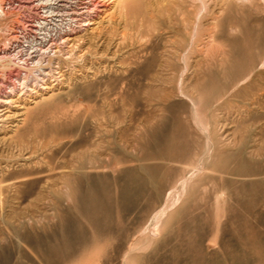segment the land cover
Listing matches in <instances>:
<instances>
[{
    "label": "rangeland",
    "instance_id": "1",
    "mask_svg": "<svg viewBox=\"0 0 264 264\" xmlns=\"http://www.w3.org/2000/svg\"><path fill=\"white\" fill-rule=\"evenodd\" d=\"M0 8V264H264V0Z\"/></svg>",
    "mask_w": 264,
    "mask_h": 264
},
{
    "label": "bare ground",
    "instance_id": "2",
    "mask_svg": "<svg viewBox=\"0 0 264 264\" xmlns=\"http://www.w3.org/2000/svg\"><path fill=\"white\" fill-rule=\"evenodd\" d=\"M28 2L30 1V4H32V7L34 9L37 8V11H39L41 13V15H43L44 18H42L40 22H38L40 31H43V34H40V44L41 46L43 44H45L46 42V38L52 36L51 32H54L56 30L59 31V34H64L63 38H61L63 41H65L66 39L68 40V37L75 33L77 30H83L84 28H86L87 26L90 25L91 23V14L92 11H90L89 9V5L92 3V0H27ZM4 13V9L0 8V14ZM83 22L86 24H83ZM35 24V23H34ZM37 29V28H36ZM58 31L57 34H58ZM50 34H49V33ZM42 33V32H41ZM53 33V34H54ZM14 37V36H13ZM59 37V36H58ZM11 38V37H10ZM48 39V38H47ZM57 39V38H56ZM55 39V40H56ZM44 40V41H43ZM52 40V39H51ZM70 40V39H69ZM13 41V40H12ZM39 42V41H38ZM67 42V41H66ZM65 42V43H66ZM64 43V42H63ZM11 44V43H10ZM37 44V43H36ZM34 46V45H33ZM32 46V48H33ZM40 46V45H39ZM38 46V47H39ZM49 46V45H48ZM37 47V46H36ZM12 53H9V56H12V54L14 55V57L16 58V60H18L19 64H21L19 67L21 68H33V71H31L33 78H36L35 80L37 81V79L39 78L40 74L39 72H43L44 71V67L45 64V59H44V55H40L39 57L36 56L35 54L33 55V53L36 52H30L29 53L25 52V50L20 47L19 45H17V43H13L12 46ZM31 48H29L30 50ZM34 49V48H33ZM27 50V49H26ZM37 50V49H36ZM48 50V49H47ZM32 51V50H31ZM40 51V50H38ZM37 51V52H38ZM50 51V50H49ZM52 51V50H51ZM0 52H3V54H7L8 51H6V49H0ZM47 52V51H46ZM39 53V52H38ZM42 53V52H41ZM38 55V54H37ZM13 57V56H12ZM10 57V58H12ZM14 60V59H13ZM11 63H13L14 61H12L11 59L9 60ZM21 62V63H20ZM149 62V61H148ZM154 64V63H153ZM148 67V65H147ZM161 67V66H160ZM179 68V67H178ZM186 69V67L184 68ZM147 70V69H146ZM175 70V69H174ZM172 70L173 72H176ZM177 73H179L178 69ZM148 71V70H147ZM185 71V70H184ZM150 72V71H149ZM145 73V72H144ZM182 73V71H181ZM179 75V74H178ZM4 76V75H3ZM44 75H42L43 77ZM47 76V75H46ZM30 79V78H29ZM32 80V79H31ZM47 80V79H46ZM42 82L43 79H41ZM36 83V82H35ZM34 83V84H35ZM43 84V83H42ZM34 86V85H33ZM39 86V85H38ZM36 90V89H35ZM31 91V90H30ZM7 103V102H6ZM88 168L85 167H80L79 170L77 172H85ZM97 169V168H96ZM99 170H97V172L95 171V173H99ZM86 173V172H85ZM88 173V172H87ZM81 177V176H80ZM100 179V178H99ZM80 180V181H79ZM90 180V179H89ZM102 180V179H101ZM100 180V181H101ZM67 181V180H66ZM90 181H95V180H90ZM78 183L77 187H83L82 185V181L81 178H78V176L76 177V181ZM70 183V182H69ZM76 183V184H77ZM74 185V184H71ZM75 186V185H74ZM70 187V185H69ZM76 187V190H78V188ZM73 189V188H72ZM182 195V194H181ZM162 197V196H161ZM177 201V198H176ZM165 207V205H164ZM154 208V206H153ZM156 208V207H155ZM161 209V208H160ZM166 209V208H165ZM153 210V209H152ZM159 210V209H158ZM163 210V209H161ZM156 211H154L155 213ZM167 212V210H166ZM165 213V212H164ZM167 214V213H166ZM65 215V214H64ZM167 217L166 215H161L160 212H156L154 220H159V223L165 218ZM169 218L167 217V220ZM61 222V220H60ZM63 222V221H62ZM141 222V221H140ZM158 223V226H159ZM65 224V223H64ZM95 224V223H94ZM62 225V223H61ZM67 227V226H66ZM165 227V226H164ZM218 236V235H217ZM27 243V242H26ZM221 243V242H220ZM224 243V242H222ZM39 244V243H38ZM223 245V244H222ZM191 246V245H190ZM198 249V248H197ZM36 256V255H35ZM48 257V256H47Z\"/></svg>",
    "mask_w": 264,
    "mask_h": 264
}]
</instances>
